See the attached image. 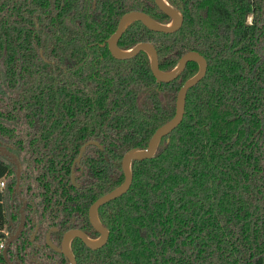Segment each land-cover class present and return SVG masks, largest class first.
<instances>
[{
	"label": "trees",
	"instance_id": "trees-1",
	"mask_svg": "<svg viewBox=\"0 0 264 264\" xmlns=\"http://www.w3.org/2000/svg\"><path fill=\"white\" fill-rule=\"evenodd\" d=\"M167 1L183 15L178 31L136 20L119 48L153 43L165 72L199 51L207 73L189 89L180 125L152 157L132 162L128 192L99 208L108 242L93 249L74 238L71 250L78 264H264V0ZM132 10L171 21L155 0H0V144L20 161L27 201L7 251L13 262L69 264L47 244L53 227L59 247L72 227L99 237L90 205L123 183L124 154L147 148L200 69L190 61L159 82L146 51L115 58L108 40ZM89 141L104 148H87L74 185ZM7 182L11 193L16 177ZM16 202L0 211V241L19 222Z\"/></svg>",
	"mask_w": 264,
	"mask_h": 264
},
{
	"label": "water",
	"instance_id": "water-1",
	"mask_svg": "<svg viewBox=\"0 0 264 264\" xmlns=\"http://www.w3.org/2000/svg\"><path fill=\"white\" fill-rule=\"evenodd\" d=\"M155 1L157 5L159 6V8L171 18V21L167 24L161 23L153 19L152 17H150L148 14L144 13L143 11H139V10H132V11L125 13L120 18L117 29L115 30V32L112 34V36L108 40V48L111 54L117 59H129V58L136 56L141 51H146L150 55V58H151L152 72L159 82H170L176 79L185 70L188 62L190 61H197L200 65V69L195 76L188 79L181 86L178 92V95H177L176 112H175L174 117L167 124H165L163 127L158 129L154 133L147 148L139 149V150L133 149L124 154L123 159H122V168H123L124 177H125L123 183L117 188H115L114 190L110 191L109 193L104 194L103 196L99 197L97 200H95L90 205L89 220L92 226L99 233V237L94 238V239L90 238L87 235V233H85L83 230L73 227V228L68 229L64 233L61 246L59 247L51 241V238H50L51 231L48 232L47 234L48 245L54 250L62 252L68 259L69 264H78L77 259L71 250V242L74 238H80L88 247L93 248V249L101 248L108 242L110 233H109V230L105 226H103V224L101 223L99 219V216H98L99 208L102 205L114 199H117L118 197H121L122 195L128 192V190L130 189L133 183V175L131 171L132 162L135 160H143V159H148L152 157V155L157 150V147L159 146V143L161 142L162 138L168 135L169 133H171L174 129H176L180 125V123L182 122L184 118L186 97H187L189 89L195 86L196 84H198L205 77L207 73V67H208L207 59L199 51H189L185 53L181 57L177 67L173 71L165 72L161 70L160 68L159 53H158L156 46L153 43L140 42L136 44L134 47H132V49L130 50H123L119 48L118 42L120 38L122 37L124 31L126 30V28L128 27L130 23L136 20L141 21L145 26H147L149 29L153 31H158V32H163V33H173V32L178 31L181 28V26L183 25L182 13L178 9L170 5V3L167 0H155ZM172 22H173V25L171 26ZM90 145H97L101 149L104 148L103 145L98 141H89L81 147L79 154L77 155L73 163V166H72L71 177H72V182L75 185H77L76 183L77 176H76L75 168L77 165L81 164L82 158L87 148ZM12 156H13L14 163L18 165L17 186H19V179L21 177L20 161L15 154H12ZM105 157L107 161H109V157L107 154L105 155ZM21 212H22L21 224L17 232L6 241V246L3 249V254L8 264H20V263L11 262L7 254V247L14 240L18 238V236L23 230L24 222H25L24 207L21 210ZM74 220L75 218H73L72 222H74ZM36 233L37 231H35L32 236L33 240H34ZM98 238H99V241L95 242V240Z\"/></svg>",
	"mask_w": 264,
	"mask_h": 264
},
{
	"label": "rangeland",
	"instance_id": "rangeland-1",
	"mask_svg": "<svg viewBox=\"0 0 264 264\" xmlns=\"http://www.w3.org/2000/svg\"><path fill=\"white\" fill-rule=\"evenodd\" d=\"M12 154L14 153L9 147L0 144V155L4 156L10 162L12 170V172L8 173L9 169H7V166L0 163V211H8L11 193L8 191L7 181L8 178L13 179L18 173V165L14 163ZM2 182H4V185H2Z\"/></svg>",
	"mask_w": 264,
	"mask_h": 264
},
{
	"label": "flooded vegetation",
	"instance_id": "flooded-vegetation-1",
	"mask_svg": "<svg viewBox=\"0 0 264 264\" xmlns=\"http://www.w3.org/2000/svg\"><path fill=\"white\" fill-rule=\"evenodd\" d=\"M16 177V184H15V187H14V189L12 190V192H11V201H10V205H9V207H8V211L6 210L5 212L6 213H9V209H11L12 208V211L14 210L15 211V209H13V204H16L17 202L16 201H18V199H20L21 201H22V206L21 207H19L18 208V210L16 211V213L18 214V216H19V222H18V224L17 225H15V224H13V222H12V224H13V228H12V230L11 231H9V233H8V237H7V239L5 240V246H6V241L12 236V235H14L16 232H17V230H18V228H19V226H20V224H21V221H22V212H21V210L23 209V207H24V215H25V222H24V227H25V223H26V220H27V218H26V214H25V207H26V204H27V201L24 199V197L23 196H21V189H22V187H21V177H20V179H19V186H17V183H18V174L15 176ZM75 185V184H74ZM7 188H8V182H7ZM73 220V219H72ZM72 220H71V222H72ZM75 221V220H74ZM69 223V225L71 224H73L74 222H72V223ZM24 227H23V229H24ZM73 228V227H72ZM53 230H55V228L53 227V228H51V230L50 231H53ZM23 231V230H22ZM35 231H38V226L36 225V228H35ZM34 231V232H35ZM34 232H33V234H34ZM22 233V232H21ZM21 233H20V235H21ZM51 233V232H50ZM33 234L31 235V240L33 241V239H32V236H33ZM37 234V233H36ZM48 234V233H47ZM19 235V236H20ZM19 236H18V238H19ZM36 236V235H35ZM17 238V239H18ZM35 238V237H34ZM63 238V237H62ZM16 239V240H17ZM16 240H14V241H16ZM13 241V242H14ZM46 241H47V236H46ZM12 242V243H13ZM11 243V244H12ZM10 244V245H11ZM48 244V243H47ZM9 245V246H10ZM9 246L7 247V251H8V248H9ZM53 249V248H52ZM7 262V261H6ZM11 262H13V261H11ZM13 263H20L19 261L18 262H13ZM8 264V263H7ZM20 264H22V263H20Z\"/></svg>",
	"mask_w": 264,
	"mask_h": 264
},
{
	"label": "built area",
	"instance_id": "built-area-1",
	"mask_svg": "<svg viewBox=\"0 0 264 264\" xmlns=\"http://www.w3.org/2000/svg\"><path fill=\"white\" fill-rule=\"evenodd\" d=\"M2 185H4V182H2ZM5 247V241H0V250L4 249Z\"/></svg>",
	"mask_w": 264,
	"mask_h": 264
},
{
	"label": "bare ground",
	"instance_id": "bare-ground-1",
	"mask_svg": "<svg viewBox=\"0 0 264 264\" xmlns=\"http://www.w3.org/2000/svg\"><path fill=\"white\" fill-rule=\"evenodd\" d=\"M173 25V22L171 23V26ZM99 241V238L95 240V242H98Z\"/></svg>",
	"mask_w": 264,
	"mask_h": 264
}]
</instances>
